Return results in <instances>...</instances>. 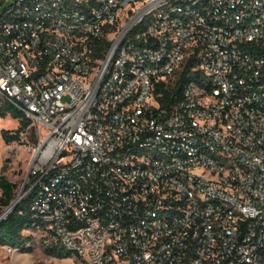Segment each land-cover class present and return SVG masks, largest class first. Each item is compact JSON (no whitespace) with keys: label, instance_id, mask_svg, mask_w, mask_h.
I'll return each instance as SVG.
<instances>
[{"label":"built area","instance_id":"built-area-1","mask_svg":"<svg viewBox=\"0 0 264 264\" xmlns=\"http://www.w3.org/2000/svg\"><path fill=\"white\" fill-rule=\"evenodd\" d=\"M1 6L0 95L36 134L28 233L70 264H264V0Z\"/></svg>","mask_w":264,"mask_h":264},{"label":"trees","instance_id":"trees-1","mask_svg":"<svg viewBox=\"0 0 264 264\" xmlns=\"http://www.w3.org/2000/svg\"><path fill=\"white\" fill-rule=\"evenodd\" d=\"M197 61L196 54L187 59L176 84H169L167 87L165 83L160 84V88L165 92L164 102L172 103L180 98L187 80L200 78L199 72L193 69ZM175 94L178 95L177 98ZM7 116H12L20 121V125L15 131L3 129L2 135L7 142L22 141L24 136L28 138V143L36 141V134L31 126V120L0 95V118ZM17 187L16 182L0 175V206L7 208L13 201H18L15 207L0 220V244H9L23 251H31L34 245L33 235L28 234L27 230L32 227L31 206L34 200V192H30L17 200ZM48 251L49 253H56L59 257L66 256L62 251L55 252L51 249H48Z\"/></svg>","mask_w":264,"mask_h":264},{"label":"rangeland","instance_id":"rangeland-1","mask_svg":"<svg viewBox=\"0 0 264 264\" xmlns=\"http://www.w3.org/2000/svg\"><path fill=\"white\" fill-rule=\"evenodd\" d=\"M2 6L0 7V12ZM20 125V121L12 116L0 118V175L8 177L17 183V195L25 190L26 178L32 158V147L28 143V138L24 136L22 141L7 142L2 133L3 129L15 131ZM1 195V191H0ZM6 208L0 206V214ZM33 235V249L31 251L17 252L9 255L3 244H0V264H22V263H47V259L58 260L59 264H70V259L55 257L54 253H49L43 238L39 233H28ZM18 256V257H17Z\"/></svg>","mask_w":264,"mask_h":264},{"label":"water","instance_id":"water-1","mask_svg":"<svg viewBox=\"0 0 264 264\" xmlns=\"http://www.w3.org/2000/svg\"><path fill=\"white\" fill-rule=\"evenodd\" d=\"M20 195V193L18 194V196ZM18 203V201H13L7 208H6V210L4 211V212H2L1 214H0V220L2 219V217L4 216V214H6V213H8V212H10L14 207H15V205Z\"/></svg>","mask_w":264,"mask_h":264},{"label":"crops","instance_id":"crops-1","mask_svg":"<svg viewBox=\"0 0 264 264\" xmlns=\"http://www.w3.org/2000/svg\"><path fill=\"white\" fill-rule=\"evenodd\" d=\"M17 253V252H16ZM18 257V256H17ZM50 259H52V258H50ZM48 260V259H47ZM57 264H58V262H56Z\"/></svg>","mask_w":264,"mask_h":264}]
</instances>
